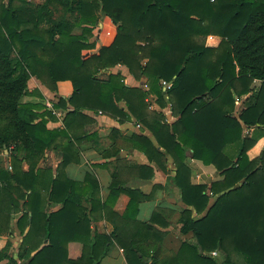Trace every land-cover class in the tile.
Segmentation results:
<instances>
[{"label":"trees","instance_id":"1","mask_svg":"<svg viewBox=\"0 0 264 264\" xmlns=\"http://www.w3.org/2000/svg\"><path fill=\"white\" fill-rule=\"evenodd\" d=\"M59 7L64 12L55 17ZM210 34L220 36L217 45L206 44ZM117 65L146 76L149 89L126 84L121 67L100 75ZM33 76L52 90L71 80V96L54 101L66 109L63 126L47 125L56 115L41 90L29 87ZM162 79L171 85L164 89ZM150 92L160 107L168 96L177 120L147 110ZM239 98L244 106L236 114ZM87 110L136 116L171 154L172 180L186 205L181 231L193 234L176 252L164 251L166 231L155 224L167 225L159 221L161 208L127 231L146 196L139 190L114 178L112 198L100 202L92 186L65 175L66 164L78 159L71 124L91 120ZM263 136L264 0H0V149H8L11 165L0 168V219L9 224L21 211L19 229L29 226L16 256L8 255L9 241L0 250L7 264H100L113 242L128 264H264V150L248 155ZM135 137L162 155L150 138ZM47 149L61 153L54 176L40 165ZM188 155L214 164L223 177L193 183ZM124 190L130 199L122 213L113 211V232H93V211ZM51 202L61 205L51 210ZM72 240L82 243L76 258L67 254Z\"/></svg>","mask_w":264,"mask_h":264},{"label":"crops","instance_id":"2","mask_svg":"<svg viewBox=\"0 0 264 264\" xmlns=\"http://www.w3.org/2000/svg\"><path fill=\"white\" fill-rule=\"evenodd\" d=\"M212 37H214L212 41L215 40V42L218 37L220 38L219 35L210 34L208 40ZM212 41L211 43L215 44ZM120 67L125 72L124 81L126 84L139 86L145 90L149 89L147 78L144 75L137 79L133 74L126 71L124 66L117 65L110 69H103L100 75L104 78L110 71ZM259 82V80H256V83ZM29 87H38L41 90L44 96L42 99L44 104L47 100L57 101L59 97H70L74 88L70 79H61L57 82L56 90H52L34 76L29 81ZM147 98L153 103V106H149L147 110H162L170 123L177 120L178 116L172 112L167 95H165L167 102L164 107H160L156 102V95L153 92L146 96V100ZM23 99L39 100L40 98L35 95H25ZM236 103V112H238L244 106L243 99H236ZM118 105L124 108L126 105L125 99L119 100ZM72 108L68 105V109ZM62 110L65 113L66 109L62 108ZM86 113L89 114L91 120L77 121L71 124L70 131L73 138L75 137L74 142L78 149L76 154L78 159L72 158L66 164L64 167L65 175L74 181L83 183V185L89 184L90 187L92 186L95 190L91 197L99 198L100 202L112 198L111 183L114 178L121 182L120 184L125 189L139 190L141 194L146 196L139 202L136 219H130V222L127 223L129 226L127 231L132 232L135 230V220L147 221L155 208H161L159 221H166L167 225L163 226L158 222L155 224L158 228L166 231L162 241L164 251L165 253H169V251L176 252L182 241L191 239L193 234L192 232L183 233L181 231V223L178 218L186 205L182 201L180 187L175 185L172 180L176 172V166L171 154L159 144L151 129L140 120H137L134 115H131L128 119L119 115L113 116L110 113L100 112L99 110H87ZM146 117L150 120L149 115H146ZM136 122L141 123L140 126ZM47 125L49 127L63 126V117L56 115L55 119L48 120ZM84 130L86 133H81ZM246 131L252 132V129ZM136 135H144L150 138L155 148L161 151L162 155H158L157 150L141 138L135 137ZM262 150H264V136L260 137L248 150V155L250 158H254ZM3 153L5 157L0 158V168L6 166L11 169L7 155L8 150L5 148ZM60 160L61 153L59 151L47 149L45 158L40 161V165L51 166L54 176ZM187 161L191 165V181L193 183H205L223 177L218 173L214 164H205L202 160L193 158L190 155H188ZM22 168L27 169L28 164L24 162ZM150 170H152L151 174H149ZM88 174L92 177L90 182L86 180ZM129 199L130 193L124 190L118 193L115 202H110L106 209L98 208L93 211L91 220L93 232L111 234L114 230L112 220L116 218L113 211L122 213L126 209ZM60 205V203L51 202L50 209L55 210ZM20 214L21 211H14L9 224L6 220L0 219V250L8 241L11 242L8 250L9 256H16L20 243L29 228V226H26L24 232L19 229L16 218ZM46 241L44 240L42 244ZM34 252L35 250L32 251V253ZM67 252L70 258L78 257L82 252V243L76 240L69 241ZM237 256L234 255L235 258ZM8 260V257H2L0 258V264H7ZM100 264H128V262L123 248L117 242H113L107 255L101 259Z\"/></svg>","mask_w":264,"mask_h":264},{"label":"rangeland","instance_id":"3","mask_svg":"<svg viewBox=\"0 0 264 264\" xmlns=\"http://www.w3.org/2000/svg\"><path fill=\"white\" fill-rule=\"evenodd\" d=\"M34 2H41L42 0H33ZM55 9V12H54V15H55V17H58V16H60V15H62L63 14V12H64V10L62 9V8H54ZM68 12H66V13H64V14H67ZM68 15L70 16V13H68ZM214 37H212V38H210L209 40H208V36L206 37V44H208V45H217L218 44V42L220 41V38L218 37L217 39H216V42H215V40L214 41H212V39H213ZM211 41L213 42V43H215V44H212L211 43ZM143 76V75H142ZM146 77V76H145ZM147 78V77H146ZM163 80V79H162ZM161 80V81H162ZM169 82H171V81H169ZM162 83V82H161ZM241 99V98H240ZM237 104V103H236ZM238 112H236V114H237ZM233 147L232 146H229V149H232ZM234 149V148H233ZM191 156V155H190ZM5 157V154L3 153V150L2 149H0V158H4ZM7 159V158H6ZM8 159H9V156H8ZM3 161H4V159H3ZM214 251H216L217 252V250H214ZM214 251H213V253H214ZM169 252H172V251H169ZM215 254V253H214ZM216 254H219L218 252L216 253ZM235 256H237L236 254H235ZM218 258H219V260L220 259H222V257H221V255L220 256H218ZM239 258H241V256H237L236 257V259H239Z\"/></svg>","mask_w":264,"mask_h":264},{"label":"built area","instance_id":"4","mask_svg":"<svg viewBox=\"0 0 264 264\" xmlns=\"http://www.w3.org/2000/svg\"><path fill=\"white\" fill-rule=\"evenodd\" d=\"M161 82H162V85H163L164 89L168 88V87L171 85V82H169V81H167V80H165V79H163ZM147 100L149 101L150 99L147 98ZM46 105L48 106V108H50V109L52 110V112H53L55 115H57V116H59V117H63V115H64V111H63L61 108H58V107H56V106L54 105V100H47ZM150 106H151V107L153 106V103H152V102H151ZM100 112H101V110H100ZM136 124H137L138 126H140L141 123L136 122ZM7 150H8V149H7ZM214 253L216 254L217 252L214 251Z\"/></svg>","mask_w":264,"mask_h":264},{"label":"water","instance_id":"5","mask_svg":"<svg viewBox=\"0 0 264 264\" xmlns=\"http://www.w3.org/2000/svg\"><path fill=\"white\" fill-rule=\"evenodd\" d=\"M199 248H200V252H203V248H202V245L201 244H199Z\"/></svg>","mask_w":264,"mask_h":264}]
</instances>
